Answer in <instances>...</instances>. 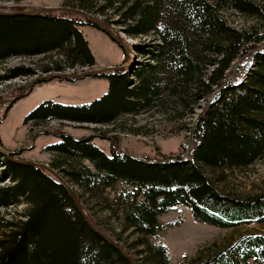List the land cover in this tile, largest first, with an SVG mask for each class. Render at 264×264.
Wrapping results in <instances>:
<instances>
[{"label":"trees","instance_id":"obj_1","mask_svg":"<svg viewBox=\"0 0 264 264\" xmlns=\"http://www.w3.org/2000/svg\"><path fill=\"white\" fill-rule=\"evenodd\" d=\"M104 1L120 14L129 37L154 34L159 42L150 45L151 50L134 46L136 53L150 55L154 64L95 75L108 81L103 96L79 106L45 101L25 117V124L42 126L59 120L110 125L121 117L151 110L164 86L172 96L179 95L178 90L195 88L196 101L206 99V106L194 122L185 154L137 158L121 152L116 138L110 137V155H106L93 144L92 136L75 139L60 135L59 143L46 147L52 154L49 167L61 170L56 172L73 188L91 222L134 264H170L166 247L152 240L165 230L158 217L179 205L188 207L195 221L217 228L264 226V192L244 199L226 195L202 169L224 174L248 168L264 156V0ZM93 2L64 0L63 6L103 14ZM228 9L259 23L235 29L221 14ZM16 12L23 11L10 13ZM84 27L99 30L90 19L68 12L0 15V62L53 54L59 59L44 67L43 73L75 67L90 71L95 59L82 35ZM205 53H210L212 60ZM248 57L252 69L241 78L228 80ZM201 64L212 67L204 81ZM35 73L32 67L17 66L0 75V82ZM9 156L11 159L0 155V183L11 182L0 187V209L22 203L29 208L25 220L6 222L0 233V264H130L87 225L63 184L46 171ZM69 161L76 166L66 165ZM116 185L121 189L114 191ZM89 200L100 210L88 207ZM99 212H107L120 231L104 225L96 217ZM127 232L133 238L129 245L120 239ZM251 262L264 264V233L244 234L218 248L213 243L197 251L186 264Z\"/></svg>","mask_w":264,"mask_h":264},{"label":"rangeland","instance_id":"obj_2","mask_svg":"<svg viewBox=\"0 0 264 264\" xmlns=\"http://www.w3.org/2000/svg\"><path fill=\"white\" fill-rule=\"evenodd\" d=\"M96 10L105 11L103 14H94L102 22L109 25L114 33L118 34L129 46L141 45L145 50H151L152 44L158 43L154 34L129 37L124 32V26L120 23L122 18L117 10L111 9L104 0H93ZM258 1V0H257ZM64 0H0V12L28 11L42 7L63 6ZM223 18L227 23L238 30L257 25L259 21L252 17L241 15L233 10L222 11ZM85 40L95 59V68H104L107 65L113 67H126L133 61L130 68H144L145 65L154 64L150 55L143 56L136 52L130 54L101 31L91 28H81ZM115 34V35H116ZM155 39V41H153ZM212 60L210 53H205ZM56 55L45 57H11L0 62V75H5L14 67H32L35 74L31 76H19L0 82V102L15 98L22 93V97L10 104L0 105V143L1 151L13 154L18 160L44 163L49 166L52 154L46 150L49 145L61 141L60 135H67L75 139L81 137H94L93 144L104 154L110 155V137H115L121 152L128 153L137 158L149 156L157 159L174 158L185 154L191 145V129L197 116L206 106V99L196 101L194 90H178L179 95H171V91L164 86L155 106L138 116H124L110 125L76 124L54 120L42 126H36L32 122L25 124V117L38 105L45 101H51L62 105H85L103 96L108 90V81L100 77H87L83 80L66 81L63 78H55L57 74H81L88 71L87 68L75 67L74 70L65 69L59 73H43L44 67L51 66V62L57 61ZM249 57L236 67V79L252 69ZM235 66V65H234ZM98 67V68H97ZM212 67L200 65L202 80H206ZM90 70V71H91ZM147 70H145L146 72ZM42 77L50 78L44 80ZM40 78V79H37ZM235 79V80H236ZM39 80H41L39 82ZM35 81L31 88L26 87ZM24 87L23 90L20 89ZM10 107L6 117L3 113ZM9 148V149H7ZM0 155L2 153L0 152ZM74 165V161L66 165ZM64 168L67 169V166ZM86 165L90 166L89 163ZM4 167L1 165V169ZM205 175L213 184L226 195L239 199L252 197L264 192V156L258 159L248 168L225 172L212 171L202 166ZM61 171V170H56ZM64 175L63 173H61ZM11 185L8 179L0 183V187ZM78 193L80 189L74 187ZM121 189L116 185L114 191ZM111 192V196H112ZM88 207L99 211L100 206L93 200L87 202ZM29 205L22 203L8 209H0V233L4 232L6 222L16 223L25 220V213ZM109 229L120 231L118 223L110 219L107 212H99L96 216ZM159 222L165 226V230L152 240L166 247L170 264H186L187 260L194 256L197 251L211 246L227 245L239 236L250 233H264V226L260 224L240 225L230 228H217L195 221L188 207L179 205L171 208L168 212L158 217ZM121 243L129 245L133 238L129 232L120 237ZM250 264H253L252 262Z\"/></svg>","mask_w":264,"mask_h":264},{"label":"water","instance_id":"obj_3","mask_svg":"<svg viewBox=\"0 0 264 264\" xmlns=\"http://www.w3.org/2000/svg\"><path fill=\"white\" fill-rule=\"evenodd\" d=\"M51 12H68V13H73V14H77L83 17H86L88 19H90L95 25L96 27L105 35H107L112 41H114L116 44H118L119 46H121L122 48H125L127 50V52H129L130 54L133 55L134 51V46H129L127 43L122 42L121 37L115 35L114 31L107 27L99 18H97L95 15L87 13L83 10H79L77 8H73V7H65V6H59V7H42L39 9H33V10H28V11H23V12H16V13H5V12H0V15H8V14H21V15H38V14H45V13H51ZM133 61H131V63L126 66V67H122V68H118V67H113V66H107L104 68H98V69H94L91 71H88L84 74H57L55 75V78H67V79H72V80H83L87 77H91V76H95L101 73H105V72H111V71H127L130 66L132 65ZM40 79V78H37ZM42 79L44 80H49L50 78L47 77H42ZM35 85V81L31 82L25 90H27L28 88H31ZM22 97V93H20L19 95H17L15 98L9 99V100H4L0 102V105L2 104H12L15 101H17L18 99H20ZM0 152L2 153L3 157H6L8 159H11L9 155H11L10 153L7 152H3L0 149ZM14 161H18V160H14ZM25 165L31 166V167H35V168H39L42 169L44 171H46L47 173H49L54 179L58 180L61 184H63L67 191L68 194L71 197V200L75 206V208L77 209L78 213L81 215V217L84 219V221L87 223V225L92 228L94 231H96L97 233H99L101 235V237L107 241L111 246H113L117 251H119L128 261L130 264H134L133 259L127 255L121 248L120 246L111 238L109 237L107 234H105L103 231H101L100 229H98L89 219V217L87 216V214L85 213V211L83 210V207L81 206V203L79 202V199L76 195V193L74 192L73 188L70 187L62 178L61 176L53 169H51L47 164L44 163H39V162H33V161H24Z\"/></svg>","mask_w":264,"mask_h":264},{"label":"crops","instance_id":"obj_4","mask_svg":"<svg viewBox=\"0 0 264 264\" xmlns=\"http://www.w3.org/2000/svg\"><path fill=\"white\" fill-rule=\"evenodd\" d=\"M107 66H114V65H107ZM107 66H105V67H107ZM96 67V66H95ZM98 68V67H97ZM7 149H9V148H7Z\"/></svg>","mask_w":264,"mask_h":264},{"label":"built area","instance_id":"obj_5","mask_svg":"<svg viewBox=\"0 0 264 264\" xmlns=\"http://www.w3.org/2000/svg\"><path fill=\"white\" fill-rule=\"evenodd\" d=\"M71 70H74V69H71ZM229 80V79H228Z\"/></svg>","mask_w":264,"mask_h":264}]
</instances>
